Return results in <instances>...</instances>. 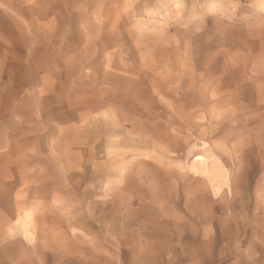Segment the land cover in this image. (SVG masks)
<instances>
[{"label":"rangeland","instance_id":"1","mask_svg":"<svg viewBox=\"0 0 264 264\" xmlns=\"http://www.w3.org/2000/svg\"><path fill=\"white\" fill-rule=\"evenodd\" d=\"M0 264H264V0H0Z\"/></svg>","mask_w":264,"mask_h":264},{"label":"bare ground","instance_id":"2","mask_svg":"<svg viewBox=\"0 0 264 264\" xmlns=\"http://www.w3.org/2000/svg\"><path fill=\"white\" fill-rule=\"evenodd\" d=\"M186 68V66H184ZM178 68V67H177ZM179 70V69H178ZM185 71V70H184ZM154 76V75H153ZM205 76V75H204ZM203 76V77H204ZM206 79V78H205ZM183 80V79H182ZM191 80V79H189ZM203 82V81H202ZM116 83V81H115ZM123 83V82H122ZM190 84V83H189ZM116 85V84H115ZM186 85V84H185ZM113 86V85H112ZM117 86V85H116ZM187 86V85H186ZM204 86V85H203ZM118 87V86H117ZM185 87V86H184ZM183 87V88H184ZM122 88V87H121ZM120 88V89H121ZM182 88V89H183ZM119 89V88H118ZM123 89V88H122ZM130 89V88H129ZM180 89V88H179ZM186 89V88H185ZM202 89V88H201ZM208 89V88H207ZM114 90V89H113ZM117 90V89H116ZM120 91V90H119ZM189 91V90H187ZM186 91V92H187ZM201 91V90H200ZM121 92V91H120ZM136 92V91H135ZM194 92V91H193ZM122 93V92H121ZM177 93V92H176ZM188 93V92H187ZM186 93V94H187ZM123 94V93H122ZM130 94V93H129ZM194 95V93H192ZM205 94V93H204ZM203 94V95H204ZM119 96V95H118ZM123 96V95H122ZM162 96V95H161ZM192 96V95H191ZM198 96V95H197ZM196 96V97H197ZM193 97V96H192ZM201 97V96H200ZM134 98V97H133ZM109 99V98H108ZM118 99V97H117ZM122 99V98H121ZM120 99V100H121ZM142 99V97H141ZM192 99V98H191ZM198 99V98H197ZM196 99V100H197ZM114 100V99H113ZM194 100V99H193ZM119 101V100H118ZM131 101V100H130ZM138 101V100H137ZM166 102V100H164ZM171 102V101H170ZM179 102V101H178ZM198 102V101H197ZM120 103V101H119ZM195 103V102H194ZM202 103V102H201ZM208 103V102H207ZM124 104V103H123ZM184 105V104H183ZM192 105V104H191ZM120 106V105H119ZM122 106V105H121ZM121 108V107H120ZM117 108V109H120ZM206 108V107H205ZM133 109V108H132ZM131 109V110H132ZM173 109V108H172ZM192 109V108H191ZM121 110V109H120ZM130 110V111H131ZM188 110V109H187ZM189 111V110H188ZM174 112V111H173ZM120 114V113H118ZM173 115V114H172ZM118 116V115H117ZM170 116V115H169ZM163 117V116H162ZM143 118V117H141ZM158 118V117H157ZM121 118H118V120ZM149 119V118H148ZM164 119V118H163ZM136 120V119H135ZM142 120V119H141ZM139 121V120H138ZM136 122V121H135ZM123 126V125H122ZM125 128V127H124ZM138 130V128H137ZM207 130V129H206ZM223 135V134H222ZM207 137V136H206ZM116 138V137H115ZM204 152L202 153V155H199L198 158L194 161V163L191 165V169L192 171H195L197 174H205L208 173V178H210V183L212 184V186L217 187L219 189H223L224 186H228V188L230 189L231 187V177H229V175L224 171L225 170V166L222 165V163L219 161V158L216 157V155H214L212 153V151H210L209 149H207L206 145L207 143H204ZM212 146V145H211ZM137 147V146H136ZM135 147V148H136ZM125 149V148H124ZM140 149V148H139ZM221 150L226 151V147H220ZM141 152V151H140ZM216 153V152H215ZM112 155V154H111ZM115 156V155H114ZM125 156V155H124ZM218 156V155H217ZM210 160H212V162L210 163ZM134 163V162H133ZM137 163V162H136ZM140 166V165H139ZM137 167V166H136ZM220 170L223 171V173L220 172ZM134 172V171H133Z\"/></svg>","mask_w":264,"mask_h":264},{"label":"crops","instance_id":"3","mask_svg":"<svg viewBox=\"0 0 264 264\" xmlns=\"http://www.w3.org/2000/svg\"><path fill=\"white\" fill-rule=\"evenodd\" d=\"M229 151H227V153H228ZM229 154V153H228ZM231 177V176H230ZM231 189H232V182H231V187H230Z\"/></svg>","mask_w":264,"mask_h":264}]
</instances>
